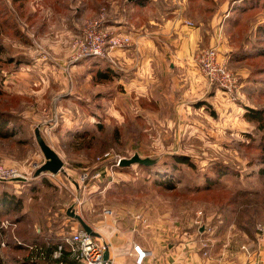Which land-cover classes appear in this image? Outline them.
I'll use <instances>...</instances> for the list:
<instances>
[{
    "label": "rangeland",
    "instance_id": "rangeland-1",
    "mask_svg": "<svg viewBox=\"0 0 264 264\" xmlns=\"http://www.w3.org/2000/svg\"><path fill=\"white\" fill-rule=\"evenodd\" d=\"M12 1L0 0V116L18 134L0 139V164L19 169L26 181L0 182V196L4 193L7 201L13 199L11 207H20L7 213L0 208V232L6 233L0 264H22L26 257L48 264L45 254L53 250L51 243L81 229L68 217V209L105 239L116 238L112 245L119 249L123 264H135V246L149 252L148 264L157 262L156 254L164 258L172 252L185 255L182 264L188 258L190 264H238L240 256L245 259L262 247L264 157L251 150L261 133L253 131V137L241 138L232 122H224L222 115L228 116V111L220 109L217 97L223 89L208 85L209 102L204 95L194 108L203 107L189 116L192 122L177 124L153 125L129 122V118L119 124L104 108L77 102L70 97L73 93L62 101L61 97L51 100L48 93L40 92L41 87L60 85L61 69L55 61L58 53L49 46L60 52L61 40L67 41L64 68L70 84L75 81L71 67L84 65L94 77L96 58L75 61L74 44L90 21H100L109 32L106 23L114 0H26L22 8H15ZM209 1L210 7L218 8L223 0ZM226 2L228 11L218 13L221 22L216 30L222 26V33L233 35L234 48L243 53L264 47V0H258L254 10L244 11L243 0ZM192 9L198 20L206 18L202 5ZM37 63L43 71L40 75L34 67ZM249 63L246 60L245 65L252 71ZM60 101L62 115L57 112ZM93 113L103 118L92 117ZM63 124L61 140L52 142L50 138ZM36 129L59 153L63 173L34 178L45 162L34 138ZM135 154L158 162L150 168L120 165V160ZM175 156L186 157L189 164L177 163ZM161 182H170L175 190H164L158 186ZM25 235H37L42 241L23 244ZM14 242L24 251L13 250ZM36 250L44 257L30 255Z\"/></svg>",
    "mask_w": 264,
    "mask_h": 264
},
{
    "label": "crops",
    "instance_id": "crops-1",
    "mask_svg": "<svg viewBox=\"0 0 264 264\" xmlns=\"http://www.w3.org/2000/svg\"><path fill=\"white\" fill-rule=\"evenodd\" d=\"M119 1L121 0L110 2L112 10L106 26L109 32L128 36L131 40L129 45L112 51L108 60L95 59L97 63L94 66V77L87 73L88 68L84 65L71 67L69 70L75 77L72 84L67 81L64 68L69 55V49L65 45L67 41L61 40L60 52L55 51L56 46H49L59 55L55 61L58 60L57 64L61 69V84L44 85L40 92L48 93L51 100L61 97V101L64 96L73 93L70 97H75L77 102L87 103L95 109L104 108L107 111L105 114L113 120L116 118L115 122L119 124L127 122V118L129 122L132 120L153 125L177 124L181 121L190 123V114L203 107L194 108L195 103L204 95L209 102L210 97L209 86L196 63L197 55L200 50L216 46L238 80L233 92H217L220 109L224 113L228 111V116L226 113L222 115L224 122H232L241 138L253 137L252 132L257 130L254 124L244 120V109L264 107V101L255 104L258 99L257 86L260 85L255 84L252 71L245 65L246 60L236 58L239 52L233 46L237 42L236 38L232 40L231 35L228 37L222 33V26L216 30L221 22L218 13L224 14L228 11L226 0L218 8L210 7L209 0H182L181 4L177 0H170L168 3H163V0H124L121 5ZM194 5H202L204 14L206 13L205 19L198 20L192 15ZM210 10L217 13L208 14L211 13ZM38 66L37 63L34 67ZM37 70L36 74L43 72L39 68ZM103 70L111 72L110 79L99 80L95 77ZM35 89L37 91L38 88ZM44 99L47 102V98ZM61 101L57 112L62 115ZM97 116L103 118L100 113L92 114V117ZM105 118L108 120L107 116ZM65 126L63 124L58 128V132L50 138L52 142L61 140V132ZM99 236L107 245L113 264H123L118 255L119 249L112 245L117 239L107 240L104 235ZM129 251L126 246V253ZM157 252L160 253V250ZM156 255L155 264H182L186 258L183 253L178 255L172 252L164 258L160 254ZM245 259L240 256L238 264H264V243L262 247H256L250 252ZM188 261L185 264H190ZM134 262L139 264L135 254Z\"/></svg>",
    "mask_w": 264,
    "mask_h": 264
},
{
    "label": "built area",
    "instance_id": "built-area-1",
    "mask_svg": "<svg viewBox=\"0 0 264 264\" xmlns=\"http://www.w3.org/2000/svg\"><path fill=\"white\" fill-rule=\"evenodd\" d=\"M190 25V23H187ZM130 43L127 36L104 31L101 22L90 21L84 29L83 35L75 41L74 60H86L96 58L107 60L110 52L121 49ZM201 76L208 85L219 87L227 93L233 92L238 80L236 76L227 69L226 61L221 57L216 46L200 50L196 60ZM120 162V161H119ZM26 176L16 168L6 167L0 164V182H17ZM111 213V212H110ZM106 213V214H110ZM260 230V229H259ZM59 243L55 245L50 253V258L58 264H65V257L72 264H113L112 259L104 258L107 245L100 239L87 234L82 228L62 234ZM135 256L139 264H148L149 253L135 246ZM33 250V247H31ZM40 252V257L44 254L40 250L30 251V253Z\"/></svg>",
    "mask_w": 264,
    "mask_h": 264
},
{
    "label": "trees",
    "instance_id": "trees-1",
    "mask_svg": "<svg viewBox=\"0 0 264 264\" xmlns=\"http://www.w3.org/2000/svg\"><path fill=\"white\" fill-rule=\"evenodd\" d=\"M12 2H13V6L15 8H22V7H24L26 0H13ZM252 3H255V4L253 5ZM248 4L250 6L248 8H246L245 6ZM257 5H258V0H243L240 8H242V11L250 10V9L254 10L257 7ZM10 27H12V26L10 25ZM261 31H262V29H261ZM263 33H264V29H263ZM231 37H233V35H231ZM236 58H239V60H240V58L242 60H249V62H250L249 65L251 64V67H253L252 77L254 78V80H256L255 84L260 85V86H257V97H258L257 102L258 103L263 102L264 101V47H262V45L261 46H254V47H252V49H250L247 52L245 51L244 53L240 50L237 53ZM104 72L108 73L109 75L104 73ZM95 77H97L99 80L100 79L101 80H108V79H110V73L108 70H104V71L98 72L97 76L95 75ZM260 77H262V78H260ZM244 110H245L244 114H243L244 120L249 122V123L254 124L256 130L258 132L262 133V135L259 139V142L256 144V146L251 147V150H254L255 152H257L256 154H262L264 157V107H260V108H256V109L246 107ZM9 122L10 121H8L7 119H2V116H0V139H3V140L12 139L18 134V132H17L18 130L16 131V129H14L13 127H8ZM174 160L179 164H189L188 159L184 156H175ZM146 168H150V167H146ZM158 186L162 187L164 190H167V191L175 190V186L173 184H171L170 182L169 183L161 182V183H158ZM5 197L6 196L4 193L0 196V208L4 209L5 213L10 212V211H17L18 209H20V207H18V206L16 207V205L11 207V205H12L11 200H13V199L11 198L10 200L7 201ZM17 203H18V201H17ZM2 237H6V233L4 231L0 232V245L5 244L2 242ZM21 240H22L21 242L23 244L36 245L40 241V238L37 235H35L33 237L29 236V235H25V236H23V238ZM41 241H42V239H41ZM59 241L60 240H58V242H56L53 245L51 243L52 249L55 247V245L57 243H59ZM18 242H20V241L18 240ZM7 245H8V243H7ZM13 247H14L13 250L24 251L21 249L20 243H18V244L15 243V245ZM47 252L45 254V259L49 260L48 264H58L57 262L53 261L50 258L49 254L51 253V251L48 250ZM32 254H35V256L40 257V252L30 253L31 256H33ZM29 259H31V258L26 257L25 261L22 264H39L37 262H32ZM64 262H65V264H72L68 259H66V257H65Z\"/></svg>",
    "mask_w": 264,
    "mask_h": 264
},
{
    "label": "water",
    "instance_id": "water-1",
    "mask_svg": "<svg viewBox=\"0 0 264 264\" xmlns=\"http://www.w3.org/2000/svg\"><path fill=\"white\" fill-rule=\"evenodd\" d=\"M34 138L39 147L43 157H44V164L35 172L34 178L41 176L42 174L49 173L51 175H56L58 173H63V162L60 157L57 155L55 151H53L44 141L43 137L41 136L39 129H36L34 132ZM157 159H150V158H141L139 155L135 154L130 159H122L120 160V165L123 167H129L132 165H139L144 167H153L157 164ZM17 182H25L24 179H18ZM68 217L72 218L73 220L77 221L80 227L90 236L100 238L99 234L94 232L92 228L87 225L84 220L75 213L73 209L67 210ZM106 260L109 258V253L106 251L105 257Z\"/></svg>",
    "mask_w": 264,
    "mask_h": 264
}]
</instances>
